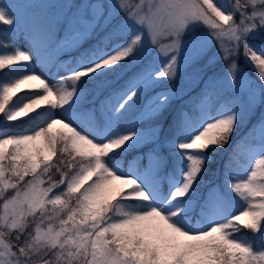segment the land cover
Returning a JSON list of instances; mask_svg holds the SVG:
<instances>
[{
    "label": "snow or ice",
    "instance_id": "obj_1",
    "mask_svg": "<svg viewBox=\"0 0 264 264\" xmlns=\"http://www.w3.org/2000/svg\"><path fill=\"white\" fill-rule=\"evenodd\" d=\"M0 36V264H264V112L206 179L264 106V0H0Z\"/></svg>",
    "mask_w": 264,
    "mask_h": 264
},
{
    "label": "trees",
    "instance_id": "obj_2",
    "mask_svg": "<svg viewBox=\"0 0 264 264\" xmlns=\"http://www.w3.org/2000/svg\"><path fill=\"white\" fill-rule=\"evenodd\" d=\"M13 2L15 3H19L18 0H13ZM17 32V30H16ZM10 35V33H9ZM4 39L3 36H0V41H2ZM87 46V45H85ZM74 56L76 55L75 52H72L70 54H65L62 55L61 58H67L69 56ZM118 82L113 83L112 87L114 88H118L117 85ZM201 88H196L195 90L191 91V95L195 96L196 93H198L200 91ZM110 90V89H109ZM107 94V91L101 93L100 96H103ZM93 99L92 96H89V100L91 101ZM186 100L187 97H185L184 99H178V100H174L173 104L174 106H181V105H186ZM95 104L98 106V99H96ZM89 106H92L91 104ZM27 119V118H25ZM252 119V118H251ZM250 119V120H251ZM250 120H248L245 124V126L241 127V128H236V130L233 132L230 141L228 142V144H226L224 146V148L220 149L218 154L215 155L214 157V162L210 165H208L209 167V172L206 175V179L208 180H212L213 182H220L222 180V174H223V165L228 162L229 160V155L232 153L234 146H237V142L239 140L242 139H247V142L254 144L257 142H260L259 140V136L257 134H255L253 130V125L257 124V121H253V123L250 124ZM17 126L19 124V122H14ZM148 147H150V145H146L142 148H138V149H134L132 150L130 153H128L126 160H128L129 158H131L132 156L135 155L136 152L140 151V152H144L146 149H148ZM219 177V179H218ZM56 179H58V176L56 177ZM248 234L250 235V239H253L255 243L259 244H264V238H259V237H253L252 234L250 232H248Z\"/></svg>",
    "mask_w": 264,
    "mask_h": 264
},
{
    "label": "rangeland",
    "instance_id": "obj_3",
    "mask_svg": "<svg viewBox=\"0 0 264 264\" xmlns=\"http://www.w3.org/2000/svg\"><path fill=\"white\" fill-rule=\"evenodd\" d=\"M18 1H19V3L28 2V0H18ZM2 2H4V3H15V2H13V0H2ZM50 2H55V3L71 2V3H74V4H86V3H88V4H94V3H98V2L108 3V0H50ZM237 19H239V17H237ZM10 35H11V33H10ZM16 36L19 39V43L25 49H27L29 45H28V42H27V37L24 35V32H23V29L22 28L17 29ZM215 52H216V48H215V46H213L212 49H211L210 54L211 53H215ZM70 58H71V55L69 57H67V58H61V59H63V60H69ZM239 64H240V67L243 70V72L246 74V76H248L251 79L255 80L256 83H259L260 82L257 79V73L253 71L252 67H248L245 64V62L243 60V57H241V59L239 61ZM224 67H225V62L223 60H219V61L216 62V64L209 65L205 69V72L203 73V75L205 76V79H207L208 76H212V75H222L223 74ZM37 71L39 72L40 69H37ZM117 82L118 83H117L116 86L120 87V84H122V81H119L118 80ZM170 86L171 85H169V87ZM198 87L199 88H203L204 87L203 83H201ZM198 87L195 84H191L190 85V88L189 89H186V91H192V90H195ZM105 95H103V96H101V97L98 98V105H99L100 100L103 99ZM153 95H154V93H153ZM262 112H264V106L257 107L256 108V111H255V114L252 116V119L250 120V124L253 123V121H257L258 122V120H259L260 115H261ZM141 127H147V125L142 123L141 124ZM238 128H241V127H238ZM259 143L260 142L255 143L253 145H259ZM146 151H147V149L144 152L138 151V152L135 153L134 156H140L143 153H145ZM134 156H132L131 158H129L128 161H131ZM247 235H248V237L250 236L248 233H247Z\"/></svg>",
    "mask_w": 264,
    "mask_h": 264
}]
</instances>
